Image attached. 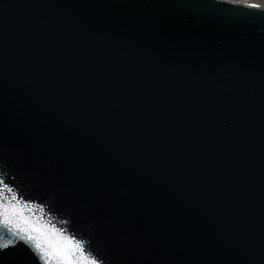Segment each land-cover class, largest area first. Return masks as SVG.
<instances>
[{"label": "water", "instance_id": "1", "mask_svg": "<svg viewBox=\"0 0 264 264\" xmlns=\"http://www.w3.org/2000/svg\"><path fill=\"white\" fill-rule=\"evenodd\" d=\"M0 192V264H264V9L0 0Z\"/></svg>", "mask_w": 264, "mask_h": 264}, {"label": "snow or ice", "instance_id": "2", "mask_svg": "<svg viewBox=\"0 0 264 264\" xmlns=\"http://www.w3.org/2000/svg\"><path fill=\"white\" fill-rule=\"evenodd\" d=\"M253 7H259L258 5H253ZM5 188H7V185H5ZM7 191L11 192L12 190L10 188L7 189ZM0 196H3V192H0ZM13 199L15 197L13 196ZM5 222L10 223L7 219V216H5ZM25 223L27 221L25 220ZM19 227V225H17ZM31 228V230H29ZM29 228H20L21 232H27V240L30 242H33V247L40 253V259L45 260V264H49V261L53 259L63 260L67 259V256L64 252V249L67 246H71L73 248H76L79 246L80 242L75 241L73 242L72 239L65 238L64 243H60L59 239L53 240L48 233L43 232L40 228H34L31 225ZM13 242L9 240L7 244L3 245V247H7L8 245L12 244ZM47 258V259H45ZM94 264V262H93Z\"/></svg>", "mask_w": 264, "mask_h": 264}, {"label": "bare ground", "instance_id": "3", "mask_svg": "<svg viewBox=\"0 0 264 264\" xmlns=\"http://www.w3.org/2000/svg\"><path fill=\"white\" fill-rule=\"evenodd\" d=\"M228 2H231L233 4H241V5H248L253 7V5H258L259 7L255 8H261L264 9V0H226Z\"/></svg>", "mask_w": 264, "mask_h": 264}]
</instances>
